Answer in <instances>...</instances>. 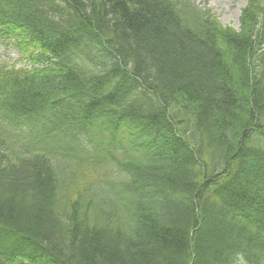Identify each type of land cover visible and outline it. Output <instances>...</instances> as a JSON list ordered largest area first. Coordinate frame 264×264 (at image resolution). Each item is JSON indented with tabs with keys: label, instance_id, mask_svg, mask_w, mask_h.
I'll list each match as a JSON object with an SVG mask.
<instances>
[{
	"label": "trees",
	"instance_id": "trees-1",
	"mask_svg": "<svg viewBox=\"0 0 264 264\" xmlns=\"http://www.w3.org/2000/svg\"><path fill=\"white\" fill-rule=\"evenodd\" d=\"M0 45V264H264V0H0Z\"/></svg>",
	"mask_w": 264,
	"mask_h": 264
},
{
	"label": "rangeland",
	"instance_id": "rangeland-1",
	"mask_svg": "<svg viewBox=\"0 0 264 264\" xmlns=\"http://www.w3.org/2000/svg\"><path fill=\"white\" fill-rule=\"evenodd\" d=\"M200 8L209 10L213 17L222 26L238 28V18L241 9L246 5L247 0H194ZM19 57L17 50L11 46L0 45V64H11ZM17 64L16 67H22Z\"/></svg>",
	"mask_w": 264,
	"mask_h": 264
}]
</instances>
